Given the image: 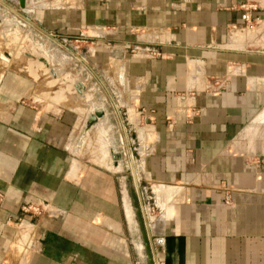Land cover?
Wrapping results in <instances>:
<instances>
[{"label":"crops","instance_id":"0c3cea01","mask_svg":"<svg viewBox=\"0 0 264 264\" xmlns=\"http://www.w3.org/2000/svg\"><path fill=\"white\" fill-rule=\"evenodd\" d=\"M2 3L0 53L11 56L0 61L14 58L7 20L79 59L86 45L114 117L105 109L109 135L98 142L134 138L137 158L128 149L132 183L115 146L86 160L72 89L42 104L46 89L35 101L28 79L4 77L0 62V264H149L138 208L155 264H264V0ZM242 3L255 6L252 28ZM40 56L51 74L55 55ZM30 202L45 211L25 212Z\"/></svg>","mask_w":264,"mask_h":264},{"label":"rangeland","instance_id":"374dc122","mask_svg":"<svg viewBox=\"0 0 264 264\" xmlns=\"http://www.w3.org/2000/svg\"><path fill=\"white\" fill-rule=\"evenodd\" d=\"M7 22L9 24L8 31L10 33L17 34V40L15 44L12 45L13 48L10 47L14 49V58L11 59L10 62L0 61L3 63L2 65L0 64L2 66L1 74H3L4 77L9 76L10 74H14L18 77L20 76L23 78H27L28 81L30 82L31 89L33 90L32 92L33 99L35 101H37V96L39 95L40 90L45 88L46 94L44 95L46 96H43V94L41 93L42 95L41 97L44 99L43 101H45L42 102V104H45L46 102L52 103L49 102V99H51V97H49V94L62 95L63 93L65 94L67 92L68 90L67 87L71 88L74 94H72L73 96L68 97L66 103H68L69 106L73 107V105L77 106V103H80L79 101H81V103L84 104L83 107L85 110V112L82 113L84 115L83 117L84 120H86L88 114L93 110L101 109L103 113L101 115H98L96 117V120L92 124H90L89 127L82 128V131L80 133L81 138H78L77 141L74 143L75 149L78 151L81 150V152L83 153L82 157H84L86 160L89 161L87 157L89 152L98 150V152H101L103 154L105 152L110 153V150L114 148L113 146H115V149L116 148L118 149L116 151L120 152L121 154V159H120L122 166L121 172H125L130 182L132 183L133 177L131 171H133V168L130 162L128 164L129 155L127 154V151L128 149L130 150L131 156L135 164L137 158V151H136L137 144L135 139L134 138L130 139V137H128L127 139L130 140V143H128V147L126 143H124L125 147L123 144V148H121L122 146L120 142L111 144L112 148L110 143H106L102 145L100 142H98V141H102V139L104 138H107V136L109 135L108 130H106V128L103 127L104 124L103 122L106 120L107 117V115L105 114V109L109 112L111 108L109 106L110 104L109 97H107V93L104 91L102 85L97 82L94 83L95 81L94 74H92L89 68L90 64L87 61V58H85L87 57V52H86L87 46L85 45L82 47H78V49H80L84 53L80 55L82 59H79L77 57H74V55H72L71 53L70 55L65 53L64 49L61 48L58 44H56L57 42L55 43L51 38L43 35L37 29L35 28L31 29L30 25L27 26L22 24L21 22L14 20L12 21L7 20ZM2 26H4V24ZM244 28H249V27L243 26V29ZM1 29L2 27L0 26V30ZM4 37L5 38H3V36L0 35V45L2 44L5 45L6 41L9 40L8 34L5 33ZM2 49H7V47L0 46V51H2ZM25 50L33 53L34 56L32 58L28 55L25 56L26 53L24 52ZM43 51L55 55V57L53 58L54 64L51 63L49 64V66L52 67L51 69L57 71L56 70V66H57L58 69L63 71L64 73L66 72L70 74L74 73L78 75L77 77L82 79L81 82L84 84V89L82 91V94L79 93L76 94L75 92L76 90L75 91L73 90L74 82H75L74 77L69 78V75H67L66 76L67 81L66 79L61 78L63 74L58 75V77L56 78L52 77L48 69H46L42 65V63L38 61L36 58V56L43 55L44 53ZM57 59L60 60L59 61L60 63H57ZM21 64H23V66ZM29 64H31L32 69L35 71L34 74L31 73L29 69L26 67V65ZM15 81L16 80L14 79L13 82ZM78 94L81 96H77ZM109 117L111 118V120H114V117L110 114V112H109ZM92 136H97L102 138H91ZM91 139L94 140L95 142L90 141ZM102 147H104V149L105 147H107V151L104 152ZM124 166H126L127 170L125 169ZM34 214H40V213H34Z\"/></svg>","mask_w":264,"mask_h":264},{"label":"water","instance_id":"95a60500","mask_svg":"<svg viewBox=\"0 0 264 264\" xmlns=\"http://www.w3.org/2000/svg\"><path fill=\"white\" fill-rule=\"evenodd\" d=\"M19 3L22 6L24 4V0H19ZM3 5L4 4L2 3V0H0V21H2L3 18H4V15H3L4 14V11H2V9L4 7ZM14 9L17 10L16 8H14ZM17 12H18V10H17ZM1 53H0L1 56L5 57V58H9L11 56V53L8 52V51H3ZM26 53L28 55L32 56V57L34 56L33 54H31L29 52H26ZM38 59L41 60L42 63H44L45 65H47V62L44 59V57L39 56ZM50 72H51V74H53L54 76H56V71H54L53 69L50 68ZM74 87H75V90L78 93L82 94V91L84 89V84L82 82H80V81L75 82L74 83ZM102 113L103 112H102L101 109H96V110H93L92 112H90L88 114L86 120H85V123H84V127L83 128L89 127V125L92 124L96 120V117L98 115H101ZM117 157L121 158L120 152H118ZM135 214H136V217H137V220H138V223H139V230H140V233H141V236H142L143 247H144L145 252H146V258L149 261V264H155L154 260L152 259L150 242H149L148 235H147V228L145 226L144 219L142 217V212L138 208V209H136Z\"/></svg>","mask_w":264,"mask_h":264},{"label":"built area","instance_id":"2783aa9c","mask_svg":"<svg viewBox=\"0 0 264 264\" xmlns=\"http://www.w3.org/2000/svg\"><path fill=\"white\" fill-rule=\"evenodd\" d=\"M254 7H255L254 4H251V3L250 4H246V5L244 3L241 4L242 12L240 14V17H241V19L243 21V26L251 27V25L253 24V19H252V16L250 14V9L254 8ZM214 81H215V83L218 86L219 82L216 79ZM258 160H259L260 163H262L264 165V156L258 158ZM3 196H4L3 192L0 191V201L3 199ZM229 201H230V198L228 196H225L224 197V202L227 203ZM45 205L46 204L43 203V202H30V203H27V204L23 205L22 209L25 212L42 213V211H45ZM156 261L158 262V264L160 263L159 260H156Z\"/></svg>","mask_w":264,"mask_h":264},{"label":"bare ground","instance_id":"6f19581e","mask_svg":"<svg viewBox=\"0 0 264 264\" xmlns=\"http://www.w3.org/2000/svg\"><path fill=\"white\" fill-rule=\"evenodd\" d=\"M117 155H118V152L117 153H114V159L116 160V159H121V158H119V157H117ZM132 172V171H131ZM132 177H133V180H134V175H133V173H132ZM135 181V180H134ZM152 259H153V256H152Z\"/></svg>","mask_w":264,"mask_h":264}]
</instances>
